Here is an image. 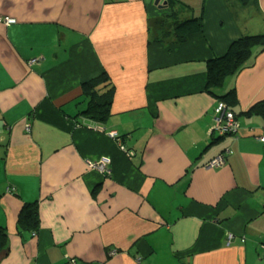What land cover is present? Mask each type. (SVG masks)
<instances>
[{"label": "crops", "instance_id": "0c3cea01", "mask_svg": "<svg viewBox=\"0 0 264 264\" xmlns=\"http://www.w3.org/2000/svg\"><path fill=\"white\" fill-rule=\"evenodd\" d=\"M178 1L203 19L182 44L158 41L172 10L156 0H0L15 21L0 23V264H264V121L213 132L217 96L233 88L239 113L264 100V53L206 90L207 62L264 32V0ZM104 71L110 116L83 128V84ZM101 159L107 176L87 164ZM25 203L36 235L17 228Z\"/></svg>", "mask_w": 264, "mask_h": 264}, {"label": "trees", "instance_id": "16d2710c", "mask_svg": "<svg viewBox=\"0 0 264 264\" xmlns=\"http://www.w3.org/2000/svg\"><path fill=\"white\" fill-rule=\"evenodd\" d=\"M239 1L242 4H247L250 0ZM176 2L179 4L178 0H165L162 2V4H164L166 7L171 8L172 12L165 18V22L170 21V28L168 31L164 29V32H162V38L158 40L160 42H162L167 36L168 38L173 39L174 43L182 44L188 39L190 35L203 32L202 16L183 19L181 16V10L175 9ZM262 53H264V32L254 35H241L237 40L233 41L229 45L227 51L222 56L210 59L207 62L206 90L212 94H215L214 91L212 92V90L220 91L219 89L225 86L227 79L234 78L243 70L252 67L255 64L256 59ZM83 93L86 101V110L83 113H80V115L82 119H86L87 121H81V119L77 123L79 126L87 129H92L94 126L101 127L110 116L111 106L115 95V87L113 86L108 73L104 71L95 79L84 83ZM217 97L219 100L218 103H224L233 112L237 129L239 118L241 116L246 118L260 117L264 121V100L253 105L248 111L239 113L235 110V107L237 106V98L236 92L233 88L226 94ZM27 124L31 125L30 123ZM213 132L217 133L219 139H223L226 136L236 135V132L233 129L222 134H219L214 129ZM116 138L120 139L121 137H117L116 135ZM227 154H231L229 149H226L217 156H222L225 163V156ZM211 161H209L207 164H209ZM103 175L107 176V174ZM12 192L15 193L16 189H14ZM1 197L2 194H0V199ZM39 227L40 216L38 204L25 203L22 206L18 217V230L20 232H33L34 235H36ZM8 238L7 230L0 227V251L6 248L9 241ZM76 262L77 261L72 258L69 259L67 264H76Z\"/></svg>", "mask_w": 264, "mask_h": 264}, {"label": "built area", "instance_id": "2783aa9c", "mask_svg": "<svg viewBox=\"0 0 264 264\" xmlns=\"http://www.w3.org/2000/svg\"><path fill=\"white\" fill-rule=\"evenodd\" d=\"M15 21L12 19L4 18L0 16V23L4 24H11L14 23ZM38 62V59H32L28 62V65L31 66L35 63ZM214 121L215 125L213 129L217 131L219 134L229 132L231 129L237 131V124L234 119L233 112L224 104V103H218L215 111H214ZM31 125L26 124L25 129L27 132L31 131ZM95 131H102L103 129L94 126L92 128ZM109 136L112 138H116V133L115 132H110ZM257 140L261 143H264V130L262 134L257 138ZM229 152V151H228ZM224 163V158L222 156L216 157L213 161H211L209 164H206L207 168H212V167H218L221 166ZM89 168L97 170L103 174H110V168H109V161L107 159H101L99 161H89L88 163ZM14 189H11L13 191ZM229 241L232 239V236H228Z\"/></svg>", "mask_w": 264, "mask_h": 264}, {"label": "rangeland", "instance_id": "374dc122", "mask_svg": "<svg viewBox=\"0 0 264 264\" xmlns=\"http://www.w3.org/2000/svg\"><path fill=\"white\" fill-rule=\"evenodd\" d=\"M186 18H187V15H186ZM185 18V16L183 17V19H186ZM263 55V54H262ZM260 73V72H259ZM259 73L258 74H254L253 75V77L254 78H256V79H258L257 81H256V86H257V90L259 91V90H264V86L263 87H261V80H259V79H261L260 77H259ZM262 80H263V78H262ZM11 189H15V188H8V190H7V193H10V194H13V192L11 191ZM76 260V259H75ZM68 261H69V259H68ZM67 261V262H68Z\"/></svg>", "mask_w": 264, "mask_h": 264}, {"label": "water", "instance_id": "95a60500", "mask_svg": "<svg viewBox=\"0 0 264 264\" xmlns=\"http://www.w3.org/2000/svg\"><path fill=\"white\" fill-rule=\"evenodd\" d=\"M162 2H163L162 0H156V5H161V7H162V5H163Z\"/></svg>", "mask_w": 264, "mask_h": 264}]
</instances>
